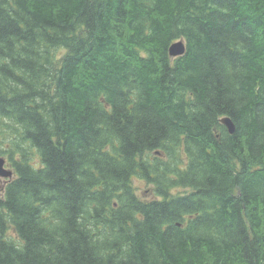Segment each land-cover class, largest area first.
<instances>
[{"label":"trees","instance_id":"1","mask_svg":"<svg viewBox=\"0 0 264 264\" xmlns=\"http://www.w3.org/2000/svg\"><path fill=\"white\" fill-rule=\"evenodd\" d=\"M0 155V264H264V0H0Z\"/></svg>","mask_w":264,"mask_h":264},{"label":"water","instance_id":"2","mask_svg":"<svg viewBox=\"0 0 264 264\" xmlns=\"http://www.w3.org/2000/svg\"><path fill=\"white\" fill-rule=\"evenodd\" d=\"M184 52V45L182 42L173 44L169 53L171 56L181 55ZM221 123L228 129L229 133L232 134L235 131L233 123L228 118H223ZM13 175V172L10 169L5 167V160L0 156V177L10 179Z\"/></svg>","mask_w":264,"mask_h":264},{"label":"rangeland","instance_id":"3","mask_svg":"<svg viewBox=\"0 0 264 264\" xmlns=\"http://www.w3.org/2000/svg\"><path fill=\"white\" fill-rule=\"evenodd\" d=\"M5 160V167L11 169L9 166V162L7 158L3 155H0ZM35 155H33V158ZM9 179L0 177V185H4ZM135 191L137 195L144 199H150L152 197L151 187H149L143 180L136 179L133 181ZM8 236L11 238H15L14 232L12 230L9 231Z\"/></svg>","mask_w":264,"mask_h":264},{"label":"bare ground","instance_id":"4","mask_svg":"<svg viewBox=\"0 0 264 264\" xmlns=\"http://www.w3.org/2000/svg\"><path fill=\"white\" fill-rule=\"evenodd\" d=\"M178 42H182L183 43V45H184V52H185V42L183 41V40H178V41H176V42H173L170 46H169V49H170V47L173 45V44H176V43H178ZM169 49H168V55H169V57L171 58V59H175V58H177V57H180V56H182L183 54H184V52H183V54H181V55H177V56H171L170 55V53H169ZM225 118H228V117H225ZM229 119V118H228ZM222 120V119H221ZM221 120H220V123H221ZM231 121V120H230ZM232 122V121H231ZM222 124V123H221ZM223 125V124H222ZM234 125V124H233ZM224 126V125H223ZM227 129V128H226ZM227 131H228V129H227ZM229 132V131H228ZM230 134V133H229Z\"/></svg>","mask_w":264,"mask_h":264}]
</instances>
